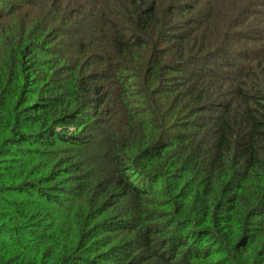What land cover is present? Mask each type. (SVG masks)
<instances>
[{"label": "trees", "instance_id": "16d2710c", "mask_svg": "<svg viewBox=\"0 0 264 264\" xmlns=\"http://www.w3.org/2000/svg\"><path fill=\"white\" fill-rule=\"evenodd\" d=\"M0 264H264V0H0Z\"/></svg>", "mask_w": 264, "mask_h": 264}]
</instances>
